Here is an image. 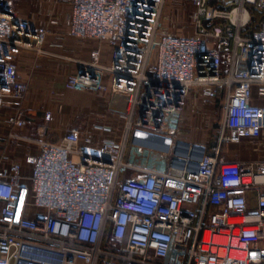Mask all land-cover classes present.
<instances>
[{"label":"built area","instance_id":"1","mask_svg":"<svg viewBox=\"0 0 264 264\" xmlns=\"http://www.w3.org/2000/svg\"><path fill=\"white\" fill-rule=\"evenodd\" d=\"M166 2L70 0L69 34L105 42L110 61L93 51L64 86L124 95V132L95 153L75 129L40 140L28 186L19 162L2 172L0 264H264V158L220 149L264 135V17L243 33L264 0H186L189 35L162 29ZM39 36L0 0V98L23 101L16 58L38 51ZM192 87L204 103L222 93L211 153L175 139ZM10 121L23 126L21 111ZM134 129L169 138L161 167L126 157Z\"/></svg>","mask_w":264,"mask_h":264},{"label":"crops","instance_id":"2","mask_svg":"<svg viewBox=\"0 0 264 264\" xmlns=\"http://www.w3.org/2000/svg\"><path fill=\"white\" fill-rule=\"evenodd\" d=\"M5 3L27 29L40 32L38 51L23 49L16 58L17 75L28 83L23 101L19 104L12 96L0 98V175L13 162H19L20 182L28 186L30 165L26 158L39 151L40 140L54 142L68 130L75 129L80 138L78 147L92 153L98 151L103 140H120L124 132L122 114L126 98L122 94L65 88L67 75L75 72L80 63L88 61L93 51L99 52L100 63L110 61V47L105 42L69 34L70 0H5ZM190 26L189 32L175 33L189 35L193 32ZM162 29L166 30L163 26ZM199 97L198 88L192 87L179 117L175 139L192 142L189 138H197L193 133L203 127L211 133L215 101L202 106ZM254 101L262 102L259 98ZM18 110L23 126L10 121ZM46 112L50 113L49 119H45ZM96 125L106 129H97ZM159 136L163 140L157 143L165 151L168 140L164 135ZM151 140V134L144 130H132L128 135L126 157L135 164L157 167L151 164L154 157L151 148L154 141ZM207 147L211 153L212 147ZM221 152L232 161L264 158V135L256 140L226 144Z\"/></svg>","mask_w":264,"mask_h":264},{"label":"rangeland","instance_id":"3","mask_svg":"<svg viewBox=\"0 0 264 264\" xmlns=\"http://www.w3.org/2000/svg\"><path fill=\"white\" fill-rule=\"evenodd\" d=\"M186 0H167L165 7L163 9V14H162V18H161V26H163L166 30L171 31V32H178L180 31L181 33L184 32H189V28L190 26V20H189V16L190 13L192 11V8L189 7V5L187 4ZM253 15H255L257 17V19H259L260 17H264V13H253ZM253 19L250 21L249 23V27H246L249 31L255 29L253 27H255V22L253 23ZM165 25H167L169 28H167ZM177 28H180L179 30H177ZM198 88V87H196ZM199 90V88H198ZM200 92V91H199ZM190 95V93H189ZM188 99V98H187ZM215 102V112H214V116H213V121L211 123V133L208 134V130L206 127L200 128L199 130L195 131L193 133V136L197 135V138L193 137V138H189V140H191L192 142H198V143H202V144H206V146H213L214 145V141H215V134H216V130L218 127V123L221 119L222 116V105L220 104L219 98H217L216 100H214ZM199 103L200 105H207L209 103H204L202 102V98L201 96L199 97ZM188 132H191V130ZM196 134V135H195ZM208 136V137H207ZM148 138V137H147ZM151 148H152V155L154 157H152V162L151 164H155L153 166H160L163 164V162L166 159V151L167 150H162L161 147L158 145L159 141L163 140V137H160L158 134H151ZM164 139L168 140V144H169V139L165 138ZM128 140V139H127ZM243 141V140H242ZM156 143V144H155ZM128 146V145H127ZM129 146L127 147V152H128ZM168 149V146H167ZM127 152H126V156H127ZM155 154V155H154Z\"/></svg>","mask_w":264,"mask_h":264},{"label":"trees","instance_id":"4","mask_svg":"<svg viewBox=\"0 0 264 264\" xmlns=\"http://www.w3.org/2000/svg\"><path fill=\"white\" fill-rule=\"evenodd\" d=\"M252 19L255 22V27H253V28H256L257 17L252 14ZM248 32H249V30L247 28L243 30V33H248ZM217 98H219V101L221 103L222 102V93H219V95L217 96ZM214 143H215V141H214ZM225 145H226L225 143H222L221 144V146H220L221 151L223 150V148L225 147ZM209 147H211V146H209Z\"/></svg>","mask_w":264,"mask_h":264}]
</instances>
